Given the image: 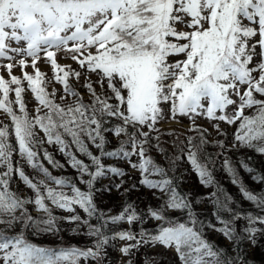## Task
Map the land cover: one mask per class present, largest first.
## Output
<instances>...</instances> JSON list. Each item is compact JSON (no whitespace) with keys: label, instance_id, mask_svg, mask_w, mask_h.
<instances>
[{"label":"snow or ice","instance_id":"1","mask_svg":"<svg viewBox=\"0 0 264 264\" xmlns=\"http://www.w3.org/2000/svg\"><path fill=\"white\" fill-rule=\"evenodd\" d=\"M58 53L82 71L58 63ZM42 59L51 65V78L37 67ZM0 60L9 61L0 64L9 77L0 75V111L10 119L0 122V264H111L109 249L134 264L141 248L156 247L172 252L177 264H249L240 245L254 248L264 236V188H247L227 153L239 146L264 155V0H0ZM28 67L34 74L23 71ZM85 74L80 87L87 100L70 83ZM53 82L62 90L48 91ZM26 91L36 101L32 112ZM181 117L190 120L184 131L162 129ZM198 118L213 122L221 138L210 140ZM221 122L237 125L231 145ZM164 136L171 138V153ZM221 158L220 168L254 211H242L216 179ZM44 161L53 170L70 167L76 176L53 175ZM185 161L211 191H180L188 173L177 172ZM239 163L264 184V174L243 157ZM130 171L140 178L124 187ZM104 179L110 183L97 187ZM140 187L158 204L138 211L125 199L112 214L96 203L113 188L126 197ZM149 221L156 226L144 227ZM123 223L129 227L119 228ZM64 232L87 243L37 242L63 241ZM209 233L233 244L234 254ZM142 259L159 264L157 254Z\"/></svg>","mask_w":264,"mask_h":264},{"label":"trees","instance_id":"2","mask_svg":"<svg viewBox=\"0 0 264 264\" xmlns=\"http://www.w3.org/2000/svg\"><path fill=\"white\" fill-rule=\"evenodd\" d=\"M72 68H74L78 71H82L77 67H72ZM45 75L47 78H51L47 74H45ZM18 77H21V76H18ZM73 80H75V79L70 78V83L72 84V86L73 87H80L81 84L80 83L79 84L78 83L73 84L72 83ZM50 85L51 84L48 85V91L52 90V89L51 90L49 89ZM23 86L27 89V83L26 82L24 83ZM13 87H15V86H13ZM81 89H83V88L81 87ZM25 97H26V92H25ZM10 98L11 99L15 98L14 93H10ZM15 107L16 106L14 105V108ZM27 107H28L30 112H32L35 108V107L30 106V105H27ZM0 122L10 123V119L7 118L2 111H0ZM236 127H237V125H232V126H230V128L229 127L223 128V130H225L228 134L227 138H226V142L228 145H231L233 142V135L232 134L234 133ZM204 128H206V127H204ZM162 129H164V128H162ZM167 129H169V128H166L165 130H167ZM173 129H177L178 130L177 134H179V131H184L186 128H181L182 130H180V128H173ZM207 129H208V133H210V135L208 136V138L210 140H212L214 138L215 139L221 138L217 135L216 131H215V133H213L212 131H210L209 128H207ZM189 134H192V133H189ZM181 138L183 139V137H181ZM162 139L169 142L168 145H166V147H168V151L170 153L173 152V149L170 146L171 138L168 136H164V137H162ZM115 146H116V141L113 140L112 144L109 147L111 148V147H115ZM45 147L48 148V151L54 155L55 159L59 160L61 163L66 164L65 158L59 154V152L56 150L55 146H48L46 144ZM237 148H238V150L234 149V150L228 152L227 154L232 158V160L235 164V167L237 168L239 177L242 179L245 186L247 188H249L250 190H253V191L261 190L262 188H264V184L257 183L255 181H253L251 178L252 174H248V173L244 172V170L240 167L239 160L241 157H243L245 159V161L249 164V166L254 167L259 173L264 174V155H259V154H256L255 152L251 151V150L239 148V146H237ZM208 151L209 152H216V151H218V149H214L211 146H209ZM77 155L79 156V153H77ZM152 155L157 160V162H159L161 164L165 163V161L156 153H152ZM248 157H251V160H249ZM80 158L84 159V157H80ZM111 162L112 161H105V163H111ZM44 163H45V166H48L50 168V170L53 172V175H66V176H71V177L76 176L75 171L73 169H71L70 167H66L63 171L53 170L47 164L46 161H44ZM221 163H222V158L217 162V169L218 170L214 173L216 179L220 182L221 186L229 194H231L234 197L235 200L240 202V204L242 205V208H241L242 211L243 210H253L254 211L253 206L249 202L245 201L243 199V197L241 196V194L239 192V188L230 183L229 177L227 176L226 173H224L223 169L220 168ZM21 164L25 167L26 172H28L30 175L34 174L33 171L30 168H28V166L26 165V163L24 161H21ZM119 166L125 168L126 170L128 169L127 164L121 163ZM185 170H187V173H188L184 177L186 183H183L180 185V191H182V192L191 191L194 195H201V194H204L208 191H211V189H205L202 186H200L196 174L194 172H192L189 164L186 161L179 165V170L177 172V175H180V173L184 172ZM139 178H140V175L138 172H130V178L128 176H126L124 178L125 180H128V183L125 184L124 187H129L132 183L138 182ZM113 180L115 183L120 182L118 179H115V178H113ZM108 183H110V181L107 179L101 180L100 182L97 183V187H101L103 184H108ZM17 184H19L21 191H25L24 186L22 184H20L19 181H17ZM122 192H123V189H121L120 192H117L113 188L111 193L98 194L96 197V203L102 209H105V210L111 209L112 214H117L121 211L123 204L125 202V199H127L129 202H135L137 204V210L138 211L145 209L149 203L152 204L153 206L158 204V201L153 198L152 192L143 188V187H140L138 191H132L126 197L121 194ZM80 214L82 216L84 215L83 212H80ZM210 214H211V208L209 206L208 211L205 213V215L210 217ZM173 215L179 216L180 213L176 212V213H173ZM93 223H95V221H93ZM155 226H156V222H154V221H149L147 224L144 225V227H146V228H154ZM64 227L67 228L70 226L64 225ZM128 227H129V225L127 223H123V224L119 225V228H123V229H127ZM132 227L134 230H138L139 226L134 224V225H132ZM237 227L239 228L240 225L238 224ZM62 235H63V241H61L59 238H55V239L43 238L37 242L43 244L44 246H50V245L51 246H57V245H60L62 243L64 245H73V244L80 245V244L87 243L86 239L82 236H80V237L73 236V235L69 234L68 232H64V233H62ZM209 239L212 240L213 242H215L217 245L227 248L229 250L230 254H234V253H232L233 244L229 243L223 236L219 235L218 233H209ZM117 244L119 245L120 242H117ZM240 247L243 250L242 254L244 255L245 259L249 262V264H264V236H261L259 238L258 245L254 248L247 241L242 242ZM119 254L120 253H119L118 249L117 250L109 249V256L111 259V264H121V258H120ZM146 254H147V256L157 254L159 257V264H177L176 257L174 256V254L172 252H165V250H162L160 252L159 251L151 252L148 248H141L140 251L135 254L134 264H144L142 257H145ZM128 259H129V257H125L124 264H126V261Z\"/></svg>","mask_w":264,"mask_h":264},{"label":"rangeland","instance_id":"3","mask_svg":"<svg viewBox=\"0 0 264 264\" xmlns=\"http://www.w3.org/2000/svg\"><path fill=\"white\" fill-rule=\"evenodd\" d=\"M13 46H17L15 44H13ZM65 57V54L64 53H58L57 54V61L58 63H60L61 65H71V67H77L79 68V66L74 62L72 61L71 59H66L64 58ZM173 59H183V56H180V57H174ZM29 64L31 63V60L29 58L28 60ZM6 63H9V61L7 60H0V64H6ZM37 67L40 69V71L44 74H47L49 77H52L53 76V70L51 68V65L48 64V63H45L44 60H40L37 64ZM80 69V68H79ZM81 70V69H80ZM23 71H27L29 73H34V69L31 68V67H28L26 69H24ZM0 75H3L5 77V79H8V73L5 69L3 68H0ZM13 75H16V76H22V70L21 68L19 67H14L13 68ZM85 78H86V74L85 75H82L80 77V81L79 83L80 84H83L84 81H85ZM97 77L95 75H92L91 76V80L94 81L96 80ZM73 84H77V81L76 80H73L72 81ZM53 87H55L56 89L58 90H62V86L60 84H56L55 82H53L49 89L51 90ZM78 88V90L81 92V93H84L85 94V100L88 99L87 95H86V90L83 88L81 89V87H76ZM99 87H97V91H99ZM59 98V97H57ZM26 100L28 101V105L32 106V107H36V102L33 100V95L30 91H26ZM197 123L206 127V128H209L210 131H212L213 133H215V130L212 128V123L213 122H210L208 121L207 119H204V118H198L197 119ZM190 126V120L187 118V117H181L180 118V123L177 124L171 120H169L168 122L164 123L163 125H161L162 128L166 129V128H169V129H173V128H180V130H182L181 128H186ZM220 127L221 129L223 128H230L229 125H227L226 123H223L221 122L220 123ZM133 159H135V157H133ZM130 172H134V171H130ZM120 243H123V242H120ZM151 252H155V251H162L163 248H160V247H156L154 249H149ZM120 255V258H121V264H124L125 262V257H123L121 255V253L119 254Z\"/></svg>","mask_w":264,"mask_h":264}]
</instances>
